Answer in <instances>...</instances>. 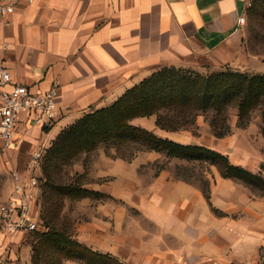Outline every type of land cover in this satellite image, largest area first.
Wrapping results in <instances>:
<instances>
[{"label": "crops", "instance_id": "crops-1", "mask_svg": "<svg viewBox=\"0 0 264 264\" xmlns=\"http://www.w3.org/2000/svg\"><path fill=\"white\" fill-rule=\"evenodd\" d=\"M248 1L18 0L13 13L0 17V65L10 68L15 82L35 90L55 87L57 112L48 124L34 112L22 113L14 146L0 156V165L24 170L30 155L50 146L69 124L113 104L162 68L238 66L244 55L239 18ZM141 118L131 122L142 126ZM153 118L147 129L159 136L225 153L216 144L163 129ZM133 164L113 160L109 174L117 175L116 165L126 171L106 186L86 185L110 201L78 223L80 241L127 264H261L264 199L220 172L212 193L162 173L149 194L138 197L127 172ZM19 233L6 235V242Z\"/></svg>", "mask_w": 264, "mask_h": 264}, {"label": "trees", "instance_id": "trees-1", "mask_svg": "<svg viewBox=\"0 0 264 264\" xmlns=\"http://www.w3.org/2000/svg\"><path fill=\"white\" fill-rule=\"evenodd\" d=\"M229 107L237 108L240 125H245L257 108H262L264 121V73L227 69L201 75L187 73L178 67H165L127 90L113 104L90 112L86 118L65 127L52 142L43 161L44 195L49 205L42 219L49 231L42 234L41 245L66 244V256L82 264H127L113 254L73 240L69 228L60 219L67 199H79L88 193L103 195L86 187L78 178L61 176L64 166L100 144H113L117 149L130 145L135 151L154 150L188 161L206 162L215 165L223 177L238 179L261 192L264 177L233 163L225 153L205 145L165 138L131 122L136 117L156 115L159 127L177 131L193 121L198 112L213 109L216 115L211 125L214 134L221 138L229 131L225 125V112ZM120 156L131 160L133 152H121Z\"/></svg>", "mask_w": 264, "mask_h": 264}, {"label": "rangeland", "instance_id": "rangeland-1", "mask_svg": "<svg viewBox=\"0 0 264 264\" xmlns=\"http://www.w3.org/2000/svg\"><path fill=\"white\" fill-rule=\"evenodd\" d=\"M245 17L246 20L241 28L244 55L238 66L237 64L218 66L208 63L202 67L182 69L187 73L201 75H208L227 69L264 73V0H249ZM225 113V125L228 126L229 131L221 138L214 134L211 125V120L216 115V111L213 109L198 112L194 120L181 128L179 132L184 133L186 139L216 144L218 148L228 154L233 162L242 161L253 172L264 177V121L262 108L255 109L245 125L239 124L237 108L229 107ZM87 114L83 118H86ZM154 116L142 117L139 124L146 128H153ZM158 131L165 133V131L159 129ZM170 134L179 137L177 133ZM51 146L52 144L45 148L39 169V175L43 178L40 180L41 191L37 206V211L41 218L40 229L21 232L13 239H9V242H6L7 236L2 233L3 229L0 220V264H65L66 261L72 260L66 256L68 251L66 244L41 245L42 234L49 231L42 219V215H44V211L46 212V208L49 205L44 195L43 183L46 179L43 161ZM131 151L133 152V158L129 161L134 164L130 169H127V172L132 174V178L135 181L133 192L138 197L141 193L149 194L148 188L162 173L168 175L169 180H172L173 177L176 180H185L198 189L207 190L210 193L213 192L218 184L220 174L215 165L197 160L188 161L178 157L167 156L163 152L145 154V152L150 150L135 151L134 147H130V145H123L121 149H117L113 144H100L99 147L91 152H83L79 158L63 167L61 176L65 179L78 178L90 187L106 186L110 180L117 179L118 175L126 171L122 166L116 165L114 169L117 175L109 174L108 172L112 170V161L128 160L122 158L120 153L128 154ZM13 170L15 169L9 166L0 165V208L10 193ZM234 184L239 185L247 193L254 194L256 198L264 199V188H262L261 192H256L240 180H235ZM104 201H110L107 194L98 195L95 193H88L87 196L75 200H66L65 206L60 212V219L69 228L73 240L84 243L77 237L78 223L84 219L91 218L90 214ZM116 201L120 203L123 200L116 199ZM133 210L134 214L138 211L136 207H133ZM261 264H264V246L261 250Z\"/></svg>", "mask_w": 264, "mask_h": 264}, {"label": "built area", "instance_id": "built-area-1", "mask_svg": "<svg viewBox=\"0 0 264 264\" xmlns=\"http://www.w3.org/2000/svg\"><path fill=\"white\" fill-rule=\"evenodd\" d=\"M17 1L0 2V17L13 13ZM245 20V14H242L239 23L244 24ZM57 94L55 87L38 91L15 82L10 68L6 64L0 65V156L14 146L15 129L22 113L34 112L37 121L44 124L54 120ZM44 150H35L24 170L12 171V193L0 208V220L6 235L40 229L37 206L41 191L39 169Z\"/></svg>", "mask_w": 264, "mask_h": 264}]
</instances>
